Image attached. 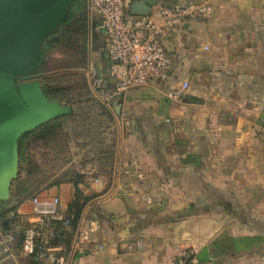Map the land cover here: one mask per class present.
I'll use <instances>...</instances> for the list:
<instances>
[{"label": "crops", "instance_id": "1", "mask_svg": "<svg viewBox=\"0 0 264 264\" xmlns=\"http://www.w3.org/2000/svg\"><path fill=\"white\" fill-rule=\"evenodd\" d=\"M191 2L213 12L165 27L169 79L104 102L121 104L113 165L94 135L71 146L68 165L85 175L81 217L92 225L73 264H264V0H159L152 11ZM143 5L129 0L130 21ZM88 19L85 69L112 93L106 34L89 9ZM184 81L183 98L170 97ZM73 187L48 192L67 208Z\"/></svg>", "mask_w": 264, "mask_h": 264}, {"label": "built area", "instance_id": "2", "mask_svg": "<svg viewBox=\"0 0 264 264\" xmlns=\"http://www.w3.org/2000/svg\"><path fill=\"white\" fill-rule=\"evenodd\" d=\"M128 4L129 0H88L90 15L100 18V27L105 31V52L111 63L112 93L106 89L107 78L90 70L92 87L104 102L152 80L167 81L171 56L161 38L165 27L206 18L213 12L206 2H191L183 6H160L149 15L130 21ZM189 86L184 81L168 95L181 99ZM5 223L0 218V264H73L78 254L85 253L92 231L84 215L73 231L72 217L66 213L63 200L48 191L37 192L19 206L15 228L10 230ZM17 231H22L20 243ZM71 231L72 240L67 246L65 240Z\"/></svg>", "mask_w": 264, "mask_h": 264}, {"label": "water", "instance_id": "3", "mask_svg": "<svg viewBox=\"0 0 264 264\" xmlns=\"http://www.w3.org/2000/svg\"><path fill=\"white\" fill-rule=\"evenodd\" d=\"M143 3L136 15H149L159 0ZM73 0H0V201L11 198L18 178L21 138L43 124L72 112V106L50 100L41 79L61 71L39 72L45 39L54 34ZM98 32L92 26V40ZM88 71L87 69H82ZM116 115L121 104H116ZM8 227V223H5Z\"/></svg>", "mask_w": 264, "mask_h": 264}, {"label": "trees", "instance_id": "4", "mask_svg": "<svg viewBox=\"0 0 264 264\" xmlns=\"http://www.w3.org/2000/svg\"><path fill=\"white\" fill-rule=\"evenodd\" d=\"M88 0H74L67 17L60 22L58 30L49 35L43 45L39 60V72L49 73L62 71V73L45 76L41 79L43 90L47 97L53 101H60L72 106V112L58 118H55L39 128L25 134L20 140V164L24 160V139L29 136H35V139L41 140L45 146L42 163H28L24 177L16 181L12 189L10 203L7 207L6 202H1L4 206L0 210V218L8 223L11 229L15 228L18 222V208L26 200L41 191L39 178L48 175L46 162L50 156L66 158V163L60 177L55 180L52 186L62 183H73L75 192L72 201L66 208V213L72 217V229L76 228L81 217L82 210L86 205V197L81 191L79 184L85 183V175L80 173L74 164H69L68 153L73 143L77 146H85L86 142L79 139H87L92 134L87 129L80 136H76L74 141L69 131L66 129V121L77 116V105L86 97L88 100L98 104L101 113L113 120L112 111L102 102H100L91 90L88 76L85 72L78 71L87 68L89 61V43H90V25L88 19ZM76 70V71H75ZM103 140L98 142L101 147L102 155L100 159L105 166L113 165L116 156V141L106 145ZM108 142V141H107ZM73 231H71L65 240L67 246L72 240ZM17 239L22 240V231L16 232Z\"/></svg>", "mask_w": 264, "mask_h": 264}, {"label": "rangeland", "instance_id": "5", "mask_svg": "<svg viewBox=\"0 0 264 264\" xmlns=\"http://www.w3.org/2000/svg\"><path fill=\"white\" fill-rule=\"evenodd\" d=\"M78 71H81V70H78ZM82 72H85L86 74H88L87 75L88 79L91 80L90 71L89 72L82 71ZM58 73H62V71ZM93 94L100 102L104 103V101H102L101 98L97 94H95V91L93 92ZM88 99L89 98L84 97L79 103V105H77V116L74 119L70 118L68 121H66V124H65L66 129L69 131L74 141H77V139H75L77 135L80 136L81 133H84L87 129H89L90 133L94 135V138L96 139L97 144L99 141L105 138L107 139L109 138L111 141L117 142V137H118L117 129L118 128H117L116 120L119 119V116L117 115L115 116L116 114L115 110L112 111L113 120H111V118L107 117L104 113L103 114L101 113V110L98 107L97 103L92 101V99L91 100H88ZM62 104H66V103H62ZM125 130L127 131V129ZM79 139L81 140V142H85V139L83 140V137L82 138L80 137ZM107 141L103 140V143L104 144L106 143V145L109 144ZM23 142H24L23 150L25 151L24 153L25 158L21 162V164H19V175H18V178L12 183V189L14 188L16 181L24 177L26 173V167L29 162L33 164L35 163L38 164V163H42L43 159H46V157H44L43 155L44 153H46L45 146L41 140L35 139V136L33 135V136H29L25 138ZM65 163H66V158L64 156H61V157L50 156L49 160L45 164L47 165L48 175L38 179V181H40L39 183H40L41 191H48L50 188L54 187L52 186V184L55 182V180H57L60 177V174L63 171V167ZM73 188L75 192V187ZM10 199L7 201H4L6 202L7 207H10L14 204V203L9 202ZM1 202L3 201H0V210L4 207ZM197 204L199 208L203 210V208H205L207 204H211V203L200 202ZM84 208L82 211H84ZM94 211L95 210L92 208L91 212H94ZM185 211L187 212V210ZM203 219L204 218H202L201 220Z\"/></svg>", "mask_w": 264, "mask_h": 264}]
</instances>
